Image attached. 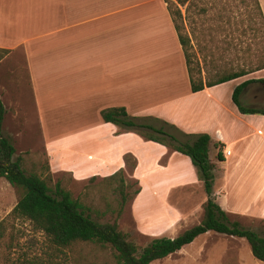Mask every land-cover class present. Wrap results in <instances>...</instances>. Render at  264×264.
Wrapping results in <instances>:
<instances>
[{
	"label": "crops",
	"instance_id": "1",
	"mask_svg": "<svg viewBox=\"0 0 264 264\" xmlns=\"http://www.w3.org/2000/svg\"><path fill=\"white\" fill-rule=\"evenodd\" d=\"M256 74L252 83L264 84V69ZM238 81L192 91L165 0H0V96L19 89L33 94L48 144L54 147L53 142L72 138L64 135L66 128L91 130L93 170L106 171L113 161L125 167L124 156L133 154L139 173L153 168L147 164L153 154L149 148L151 156L141 158L128 142L146 145L148 140L106 122L104 109L125 107L131 116L158 118L187 134L208 133L209 153L220 142L225 158L211 159L216 163L217 202L227 213H252L264 202V114L239 111L233 101L234 89L242 83ZM66 112L74 116L66 119ZM149 142L165 147L156 154L155 166L182 175L188 162L171 164L179 152ZM170 153L172 158L163 163ZM197 181L176 183L169 190L192 183L204 186ZM217 181L223 190L216 188ZM155 221L161 231L180 217L161 215ZM151 230L146 225L145 231Z\"/></svg>",
	"mask_w": 264,
	"mask_h": 264
},
{
	"label": "rangeland",
	"instance_id": "2",
	"mask_svg": "<svg viewBox=\"0 0 264 264\" xmlns=\"http://www.w3.org/2000/svg\"><path fill=\"white\" fill-rule=\"evenodd\" d=\"M259 1L264 12V0ZM181 7L186 17V29L193 39L196 77L199 76L198 68L202 69L205 80H213L242 67L252 68L264 60V31L260 30L263 25L255 0H192L188 11L186 5ZM256 77L253 72L238 78V82ZM16 93L7 91L2 98L6 107L4 132L16 146L15 158L20 159L27 173L44 178L52 190L57 183L69 190L85 205L93 219L117 222L128 240L140 249L155 238L177 237L202 221L207 200L203 185L192 183L169 190L170 185L199 179V171L189 156L173 151L178 157L172 159V166H184V162H188L182 175L173 176L154 164L159 158L156 154L165 150L164 146L130 140L128 143L134 145L141 158L151 156L148 152L151 149L153 155L147 164L153 168H142L138 173L137 166L133 168L126 160V154L125 167L113 161L106 171L96 172L93 170L96 161L89 157L93 148L90 145L91 130H78V126L66 128L64 135L72 138L64 139L61 144L53 142V147L48 144L49 138L39 121L40 105L36 104L33 94L20 89ZM241 99L244 105L264 107V84L251 83ZM65 115L66 119L74 116L72 112ZM129 116L140 123L163 127L180 141L195 138L164 120ZM119 129L135 132L125 127ZM79 131L81 135L77 134ZM216 152L218 154L219 150L211 146V159L217 158ZM172 154L162 162L167 163ZM121 168L124 169L122 182L121 178H108ZM216 188L223 190L221 181H217ZM23 192L22 187L0 178V222L7 218ZM176 214L180 221L175 226L169 225L161 231L155 228L156 218ZM228 215L231 221L237 220L243 227L264 235V202H259V207L252 213L228 212ZM10 223L6 236L0 240V264H118L110 245L76 242L58 247L45 233L34 229L30 221L17 219ZM148 224L152 230L146 232ZM151 264H264V261L254 256L245 238L209 231L182 250Z\"/></svg>",
	"mask_w": 264,
	"mask_h": 264
},
{
	"label": "trees",
	"instance_id": "3",
	"mask_svg": "<svg viewBox=\"0 0 264 264\" xmlns=\"http://www.w3.org/2000/svg\"><path fill=\"white\" fill-rule=\"evenodd\" d=\"M177 30L182 45L186 64L190 76L193 92L212 87L250 73L264 69V60L252 68L242 67L239 70L224 73L213 80H205L202 69L198 68L199 76H195L194 55L192 53L193 39L186 29V17L181 6L186 5L189 10L192 0H165ZM258 15L261 17L264 31V12L259 0H255ZM253 79L237 85L233 92V101L243 114H264V107L244 105L241 96ZM264 83V79L261 80ZM6 107L0 96V178L7 179L12 185L22 187L24 192L7 218L0 222V240L9 229L10 221L17 219L28 220L34 229L43 232L49 241L58 247L70 246L76 242H91L101 245H110L114 249V257L118 264H151L155 260L166 258L195 239L209 231L245 238L251 245L254 256L264 261V235L245 228L239 221H231L226 210L217 202L214 194L216 163L211 160L209 146L211 136L208 133L196 135L192 141H180L175 134L163 127H156L150 123H140L131 118L125 107H111L102 111L106 122L135 131L148 141H153L172 148L174 151L187 155L199 171V179L203 181L207 200L204 203V217L202 221L179 234L177 237H159L140 249L135 243L128 240L126 234L119 228L117 222H100L86 212L85 205L73 197L72 193L57 183L52 190L47 181L37 174H29L23 168L20 159L15 158L17 152L13 141L5 135L4 121ZM219 149L217 158L225 160L222 154V144L216 143ZM131 166H137V159L132 154L126 156ZM124 169L121 168L109 179L121 178ZM124 183V181H123Z\"/></svg>",
	"mask_w": 264,
	"mask_h": 264
},
{
	"label": "built area",
	"instance_id": "4",
	"mask_svg": "<svg viewBox=\"0 0 264 264\" xmlns=\"http://www.w3.org/2000/svg\"><path fill=\"white\" fill-rule=\"evenodd\" d=\"M225 153H226L227 155H230V154H231V150H225Z\"/></svg>",
	"mask_w": 264,
	"mask_h": 264
}]
</instances>
